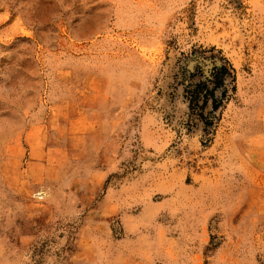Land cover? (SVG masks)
Returning <instances> with one entry per match:
<instances>
[{"label":"rangeland","instance_id":"374dc122","mask_svg":"<svg viewBox=\"0 0 264 264\" xmlns=\"http://www.w3.org/2000/svg\"><path fill=\"white\" fill-rule=\"evenodd\" d=\"M0 264H264V0H0Z\"/></svg>","mask_w":264,"mask_h":264},{"label":"trees","instance_id":"16d2710c","mask_svg":"<svg viewBox=\"0 0 264 264\" xmlns=\"http://www.w3.org/2000/svg\"><path fill=\"white\" fill-rule=\"evenodd\" d=\"M176 77L183 86L189 110L196 112L205 126L211 123L204 117V111L209 107L210 114L216 113L223 106L229 97L228 84L235 92V70L213 47H194L182 53Z\"/></svg>","mask_w":264,"mask_h":264}]
</instances>
